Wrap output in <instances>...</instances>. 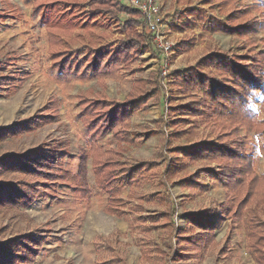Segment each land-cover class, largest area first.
I'll list each match as a JSON object with an SVG mask.
<instances>
[{"label": "rangeland", "instance_id": "374dc122", "mask_svg": "<svg viewBox=\"0 0 264 264\" xmlns=\"http://www.w3.org/2000/svg\"><path fill=\"white\" fill-rule=\"evenodd\" d=\"M126 4L125 0H118ZM159 8L161 37L172 43L174 51L167 62V74L195 65L209 53L220 50L230 55H245L251 50L264 55V29L247 38L210 33L204 28L209 19H224L231 8L250 3L240 0L236 5L221 7L208 0H155ZM84 4V1H80ZM260 13L252 16L260 19ZM124 15L120 16L121 18ZM85 20L88 17H84ZM198 21L189 28L188 21ZM78 29L63 28L53 35L34 14L30 0H0V77L27 71L30 78L14 95L0 91V129L23 124L51 99L60 101V120L37 131L18 130L0 140V158L23 153L29 149L46 146L65 154L67 168L75 166L81 149L90 151L92 142L80 121L79 97L105 98L110 102L124 103L135 90V80L142 77L147 86L151 74L159 70V62L151 54L142 61L122 70L117 77L99 78L93 75L86 82L72 85L54 82L48 70L56 52L70 53L80 48H100L117 45L126 36L123 21L117 14L90 20ZM141 27H139L140 29ZM184 29V30H183ZM16 60L8 62V60ZM159 96L150 101L147 112H139L131 119V133L142 136L143 143H119L112 134L98 141L104 150H114L116 160L129 164L140 160L155 161L159 165L143 173L140 182L126 187L119 197L120 216L106 211L108 194L96 187L92 160L88 162V184L92 190L89 207L77 202L67 184L59 186L56 199L40 198L30 208H0V243L7 239L33 233L46 234L49 241L45 251L34 264H103L111 258L109 252L96 248L97 237L106 238L117 233L111 244L122 252L128 264H165L158 249L167 250L174 225L184 226V216L204 208H219L227 199L222 186L202 178L204 188L190 191L180 185L185 173H194L206 161L189 163L180 175L170 178L167 186L159 181L163 163L159 159L161 134L154 123L161 117L164 107ZM256 111H260L262 97H257ZM180 99L175 106L184 104ZM167 105V103H166ZM165 106V105H164ZM167 132L172 133V129ZM209 135L208 129H185L172 138V146H189L199 143ZM247 142H253L254 172L262 176L254 197L231 216H225L215 230V240L206 244L192 259L176 264H264V148L262 139L253 133L241 131ZM216 168L215 165H213ZM15 177L5 174L3 181ZM169 192L167 193V191ZM169 194V196H168ZM173 199L175 210L171 211ZM170 216H164L165 213ZM217 216H221L217 209ZM172 213L174 214L173 217ZM45 232V233H43ZM158 248V249H157Z\"/></svg>", "mask_w": 264, "mask_h": 264}, {"label": "trees", "instance_id": "16d2710c", "mask_svg": "<svg viewBox=\"0 0 264 264\" xmlns=\"http://www.w3.org/2000/svg\"><path fill=\"white\" fill-rule=\"evenodd\" d=\"M34 14L49 33L63 28L78 29L87 21L117 14L123 21L126 36L117 45L100 48H80L70 53L55 52L48 75L54 82L72 85L86 82L96 75L115 78L118 74L142 61L149 53L159 62V70L151 74L150 85L142 77L135 80V90L124 103L110 102L105 98L79 97L80 121L92 142L90 151L81 149L75 166L67 168L65 154L46 146H38L23 153H12L0 158V208H30L40 198L56 199L59 186L67 184L77 202L89 207L92 190L88 184V162L91 159L96 187L108 194L106 211L120 216L118 207L121 192L140 182L143 173L159 164L140 160L129 164L116 160L114 150H104L98 141L109 134L119 143L139 145L142 136L132 134L130 124L134 115L147 112L153 97L159 96L164 107L161 117L154 123L161 134L159 159L163 165L159 181L167 186L170 178L180 175L189 163L204 162L194 173L186 172L180 185L192 191L204 188L201 180H210L222 186L227 199L219 208H204L184 216V226L174 225L167 250L158 249L165 264H176L192 259L206 244L215 240V230L225 216L239 211L255 195L262 176L254 172L253 142H247L241 131L253 133L262 139L264 148V119L256 111L257 97H262L260 111L264 115V55L253 50L245 55H230L216 50L200 59L195 65L171 74H164L165 62L155 43V34L148 30V20L142 13L118 0H30ZM84 1V4H80ZM240 0H208L221 7L237 4ZM238 8H231L221 20L209 19L204 28L210 33L247 38L264 29V0H249ZM260 13V18L252 16ZM124 15V18L120 16ZM84 17H88L85 18ZM198 21H188L195 28ZM139 27H141L139 29ZM184 30V29H183ZM53 35V34H52ZM16 60H8V62ZM31 76L27 71L0 77V91L14 95ZM185 101L175 106L176 100ZM167 103V105H166ZM165 105V106H164ZM60 120V101L51 99L46 106L18 128L0 129V140L18 130L37 131ZM208 129L209 135L189 146H172V138L185 129ZM172 129V133L167 132ZM216 166V168L213 167ZM5 174L15 177L3 181ZM169 190L167 191V193ZM169 196V194H168ZM171 211L175 210L173 199ZM219 209L221 216H217ZM164 216H170L167 212ZM174 214L172 213L173 217ZM45 233V232H43ZM117 235L97 237L100 253L109 252L111 258L103 264H128L125 255L110 243ZM49 241L46 234L33 233L7 239L0 243V264H34L44 253Z\"/></svg>", "mask_w": 264, "mask_h": 264}, {"label": "built area", "instance_id": "2783aa9c", "mask_svg": "<svg viewBox=\"0 0 264 264\" xmlns=\"http://www.w3.org/2000/svg\"><path fill=\"white\" fill-rule=\"evenodd\" d=\"M125 2L131 7L139 10L148 20V30L155 34V43L162 53L165 62L164 74H167V62L174 51V46L172 43L164 40L160 35L159 8L155 0H125Z\"/></svg>", "mask_w": 264, "mask_h": 264}]
</instances>
